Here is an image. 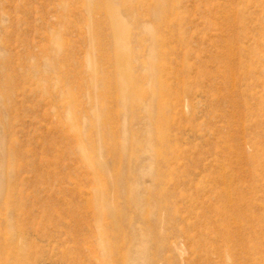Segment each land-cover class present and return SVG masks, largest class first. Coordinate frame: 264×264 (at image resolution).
<instances>
[{"label": "rangeland", "instance_id": "rangeland-1", "mask_svg": "<svg viewBox=\"0 0 264 264\" xmlns=\"http://www.w3.org/2000/svg\"><path fill=\"white\" fill-rule=\"evenodd\" d=\"M0 264H264V0H0Z\"/></svg>", "mask_w": 264, "mask_h": 264}, {"label": "bare ground", "instance_id": "bare-ground-1", "mask_svg": "<svg viewBox=\"0 0 264 264\" xmlns=\"http://www.w3.org/2000/svg\"><path fill=\"white\" fill-rule=\"evenodd\" d=\"M92 2V1H91ZM161 2V1H160ZM90 4V3H89ZM90 6H91V4H90ZM163 6H165V5H163ZM162 6V7H163ZM88 7V6H87ZM166 7V6H165ZM89 8V7H88ZM91 8H92V6H91ZM92 11V10H91ZM162 11H164V10H161V12L160 13H162ZM166 11H167V9H166ZM165 12V11H164ZM167 12H165V14H166ZM163 15H164V13H163ZM162 19H164V18H162ZM161 19V20H162ZM160 22V21H159ZM160 87H161V85H159ZM160 89V88H159ZM162 90V89H161ZM105 137V136H104ZM158 143V142H157ZM156 146H158V145H156ZM158 148V147H157ZM98 168V167H97ZM146 220H148L149 221V219L147 218ZM154 227V226H153Z\"/></svg>", "mask_w": 264, "mask_h": 264}]
</instances>
